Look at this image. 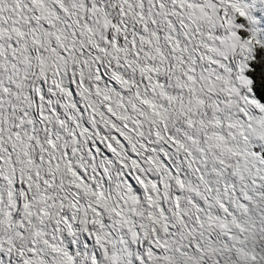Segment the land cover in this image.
Listing matches in <instances>:
<instances>
[{
	"label": "snow or ice",
	"instance_id": "snow-or-ice-1",
	"mask_svg": "<svg viewBox=\"0 0 264 264\" xmlns=\"http://www.w3.org/2000/svg\"><path fill=\"white\" fill-rule=\"evenodd\" d=\"M0 264H264V0H0Z\"/></svg>",
	"mask_w": 264,
	"mask_h": 264
}]
</instances>
